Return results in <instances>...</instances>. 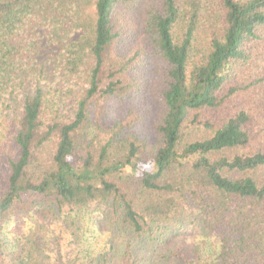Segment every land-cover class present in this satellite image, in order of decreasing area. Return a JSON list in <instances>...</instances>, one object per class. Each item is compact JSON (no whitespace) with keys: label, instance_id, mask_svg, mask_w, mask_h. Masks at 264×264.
Listing matches in <instances>:
<instances>
[{"label":"trees","instance_id":"1","mask_svg":"<svg viewBox=\"0 0 264 264\" xmlns=\"http://www.w3.org/2000/svg\"><path fill=\"white\" fill-rule=\"evenodd\" d=\"M0 122V264H264V0H0Z\"/></svg>","mask_w":264,"mask_h":264},{"label":"rangeland","instance_id":"2","mask_svg":"<svg viewBox=\"0 0 264 264\" xmlns=\"http://www.w3.org/2000/svg\"><path fill=\"white\" fill-rule=\"evenodd\" d=\"M146 61L147 62H146V64H144V67L142 68V70H138L137 74L142 75L143 80L149 79L152 81L153 74H152L151 69L153 66V61H152V59H148ZM149 86H151V82L149 83ZM142 101L143 102L141 103V105L143 104V106L140 105L139 99H135L134 104H133L135 107H137V108L141 107V109H142V111H141L142 118L140 116H138L139 119L141 118L142 120L137 121L136 129L142 136H146V137L150 138V135L152 134L151 124H152V121L155 117V110L157 109V106L155 105V100L153 98H151L149 95H146L145 97H143ZM126 105H130V104L128 102H125V101H117V100L111 102L110 105L108 106L109 107L108 108L109 116L116 115V112L122 111L121 109H125ZM138 110L139 109H137V111ZM125 112L126 111H123L124 115H126ZM0 147L2 150L6 151L7 153H10V154H12L14 151L13 142H11L9 126L7 123H3V122H0ZM35 215H36V223H41L44 221V222H46V224H49L48 221L46 220V219H49V217H50L48 207L41 208L39 210V212ZM46 224L44 223V226ZM100 224L103 225L102 221H100ZM15 228H20V227H17V225H16ZM50 229L52 230V228H50ZM103 230L104 229H102V231ZM50 234L54 235L53 231ZM196 235H197V232L192 230L189 232V235L185 237V239H186L185 242H181L180 240L175 239V240L171 241L168 244V246L173 247V249H175V250L178 248V251H180V252L182 250H184V252H186L188 248L180 247V244H182L184 246L185 245L187 246L188 244L190 245L191 242L194 241V237ZM142 247H144V249H145L144 251H147V245L146 244H145V246L142 245ZM73 255H74L73 251H70V256H73ZM156 257H157V254L154 255V258H156ZM169 260H170V262L177 264V262H176L177 259L175 257H172Z\"/></svg>","mask_w":264,"mask_h":264}]
</instances>
